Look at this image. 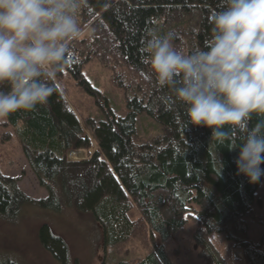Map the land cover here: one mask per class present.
I'll return each instance as SVG.
<instances>
[{"label": "trees", "instance_id": "trees-1", "mask_svg": "<svg viewBox=\"0 0 264 264\" xmlns=\"http://www.w3.org/2000/svg\"><path fill=\"white\" fill-rule=\"evenodd\" d=\"M222 8L223 0H88L78 17L80 35L67 42L70 54L52 81L48 102L0 121L14 128L29 167L47 189L45 197L33 198L19 187V178L0 170V221L16 223L28 205L90 216L100 228L102 264H173L163 242L191 223L206 264H229L213 232L224 233L250 264H264V231L259 243L251 240L245 218L264 224L254 211L264 177L250 184L237 175L239 150L231 147L240 133L225 127L227 138L220 143L212 129L190 124L186 105L143 62L149 32L171 34L184 54L204 49L212 35L210 17ZM92 60L108 71L128 108L124 116L109 109L98 122L89 120L93 139L59 84L72 77L98 100L101 91L84 71ZM141 113L162 124L161 137L133 140ZM260 118L254 114L250 126ZM72 150H84L87 157L71 160ZM133 209L136 218L130 216ZM57 230L42 224L39 241L60 264H70V245ZM0 264L22 263L0 257Z\"/></svg>", "mask_w": 264, "mask_h": 264}, {"label": "clouds", "instance_id": "clouds-1", "mask_svg": "<svg viewBox=\"0 0 264 264\" xmlns=\"http://www.w3.org/2000/svg\"><path fill=\"white\" fill-rule=\"evenodd\" d=\"M88 0H0V119L48 102L52 81L79 37V13ZM204 49L178 51L171 34L149 32L143 62L161 86L187 107L190 124L240 133L237 175L250 184L264 177V0H223L210 17ZM261 117L250 126L253 115Z\"/></svg>", "mask_w": 264, "mask_h": 264}, {"label": "rangeland", "instance_id": "rangeland-1", "mask_svg": "<svg viewBox=\"0 0 264 264\" xmlns=\"http://www.w3.org/2000/svg\"><path fill=\"white\" fill-rule=\"evenodd\" d=\"M84 71L91 83L101 91L98 100L78 85L72 77L66 75L59 84L69 104L93 139L95 130L89 120L94 119L98 122L106 117V110L109 109L117 116H124L128 113V108L124 96L111 86L109 73L98 60L86 64ZM162 135L163 127L158 120L147 113L137 116L136 132L133 135L136 143L152 142ZM68 157L71 160L84 159L87 153L84 150H72ZM0 170L19 178V187L29 196L40 199L47 195V189L39 184L25 159L14 128L2 123H0ZM254 211L258 217L264 218V181L255 193ZM130 216L136 218L137 211L133 209ZM245 218L249 225L250 239L259 243L264 224L251 216ZM44 223L55 230L58 229V233L66 238L72 251L70 264H102V246L97 247L100 228L93 223L90 216L44 209L35 205L25 206L16 223L0 221V257L13 258L22 264H60L39 241V230ZM193 231L194 226L189 223L184 230L163 242L173 264H206L192 238ZM211 236L229 264H250L243 257L241 249L235 248L234 242L226 239L224 233L213 232ZM156 242L161 243L157 235Z\"/></svg>", "mask_w": 264, "mask_h": 264}]
</instances>
